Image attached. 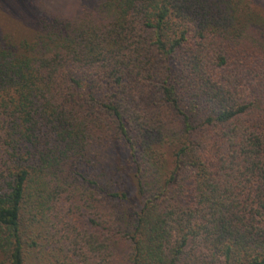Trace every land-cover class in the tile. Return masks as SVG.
<instances>
[{"label":"trees","instance_id":"16d2710c","mask_svg":"<svg viewBox=\"0 0 264 264\" xmlns=\"http://www.w3.org/2000/svg\"><path fill=\"white\" fill-rule=\"evenodd\" d=\"M91 255L264 264L258 0H103L0 40V264Z\"/></svg>","mask_w":264,"mask_h":264},{"label":"rangeland","instance_id":"374dc122","mask_svg":"<svg viewBox=\"0 0 264 264\" xmlns=\"http://www.w3.org/2000/svg\"><path fill=\"white\" fill-rule=\"evenodd\" d=\"M102 1L103 0H0V40L5 37L12 39V35H14L15 32H29L36 24L39 16H43L48 20L58 18L77 21L86 10L96 8ZM258 1L264 6V0ZM16 10L17 13L15 14ZM130 195L134 197L135 190ZM58 247H60L59 244ZM127 250L128 247L126 244H120L119 251L117 252L119 254L117 255L119 263H121ZM79 260L78 264H98V259H94L93 255H91V258L82 256V259ZM114 264H118V262Z\"/></svg>","mask_w":264,"mask_h":264}]
</instances>
